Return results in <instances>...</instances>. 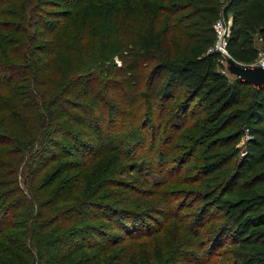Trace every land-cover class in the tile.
I'll return each mask as SVG.
<instances>
[{
    "label": "trees",
    "instance_id": "trees-1",
    "mask_svg": "<svg viewBox=\"0 0 264 264\" xmlns=\"http://www.w3.org/2000/svg\"><path fill=\"white\" fill-rule=\"evenodd\" d=\"M41 1L0 0V234L10 227H20L18 217L25 214L20 211L24 206L22 188H13L21 193L15 200L10 199L13 191H2L4 182L10 183L11 177L18 174L16 168L21 166L17 159V166L7 167L15 164H11L9 156L21 154V161L26 158L22 165L25 188L33 192L39 202L36 215L24 226L25 233L12 239L3 236L0 264H15L8 262L7 254L31 264H59L58 260L65 256L62 250L50 246V251L56 252L52 255L44 242L38 244L45 237H51L50 244H55L54 240L59 238L57 232L66 227L62 241L69 246L67 256L77 247L84 248L81 243L100 247L98 239L85 238L83 234L85 242L77 239L83 226L78 227L76 223L91 218L107 219L115 223L113 229L122 230L118 235L113 234L114 231L99 233L101 240L109 239L108 244L103 242V252L107 251V245L112 248L126 239L131 241L128 252L133 254L130 252L123 257L124 264L140 262L150 256L154 260L163 254H167L171 264L176 256L185 264H217L215 258L220 256L228 257L223 264H264V195L254 193L245 197L241 193L244 188L264 184L261 174L244 180L251 166L261 162L258 156L260 147H264V122L247 123L251 118L264 115L262 110L258 111L262 103L256 100L242 104L246 97L263 96L264 85L257 87L238 77L234 83L229 82L215 68L216 61L224 56L210 50L217 38L213 24L219 18L228 19L231 12L234 24L227 50L236 60L255 61L259 49L253 44L252 36L259 33L264 41V0H156L159 4L147 0L145 15L155 11L156 19L160 17L165 23L161 27L155 19L151 26L142 21L141 9L136 5L138 0H90L91 9L84 11L74 6L82 0H45L44 4H51V9H45ZM57 6L64 7L54 9ZM58 10L62 11L57 13ZM117 32L122 38L116 37ZM42 39H48L45 45L37 44ZM117 49L122 51H114ZM63 50H79L86 65L85 73L71 80L70 90L82 100L77 103L81 108L77 114L68 111V106L74 104L72 98L67 97L69 90L64 92V99L55 94L57 99L51 107V62L37 67L39 54L54 56ZM201 51L203 53L199 54ZM110 54L118 55L122 64L115 63L116 68L110 70L93 67L97 60H106ZM146 66L148 70H144ZM32 68L36 72L34 77L33 71H29ZM57 71L62 76L66 74L58 67ZM125 71H130L131 76H125ZM118 76L126 77L124 82L128 83L136 76L137 81L132 80L133 85L125 87ZM102 81L118 89L129 108L133 101L136 112L146 110L131 114L112 98L106 99L102 92L95 91L96 83L102 85ZM79 85L84 89L78 88ZM31 87L36 89L30 90ZM90 91H94V98L88 102L83 94ZM213 107L215 110L211 111ZM255 107H258L256 111ZM59 113L71 116L78 125L95 127L98 143L77 139L74 142L80 153L77 157L65 147L63 153L51 150L60 143L52 136V129H60L69 139L76 136L67 127L53 125ZM93 114H97L101 122L106 121V125L99 124ZM244 125L254 139L250 160V149L243 157L237 155L236 142ZM187 128L186 135L182 134ZM131 131L143 135L131 137ZM176 139L179 141L175 142ZM103 148L118 153L122 160L133 162L135 178L151 185L158 198L156 206L137 209L102 203L103 196L99 194L108 186L110 172H115L102 171V178L106 179L100 182L104 185L94 182L92 186L86 184L91 180L83 172L86 163L98 158ZM175 152H180L178 158L166 157ZM196 152H199L194 158L198 160V171L187 179L181 177L180 173L188 169ZM55 160L60 161L56 169L37 181ZM70 170L82 172L79 180L74 183L73 179L65 178L58 184L60 172ZM116 183L139 193L142 191L118 178ZM178 184H189L191 188L176 189ZM235 187L240 189L238 198L222 199ZM31 192L29 198H33ZM72 199L79 200L73 203L77 208L59 207ZM173 219L179 220L177 225ZM216 219L219 223L213 227L214 233H205ZM169 222L173 225L167 229V238L182 226L170 240L171 256L163 246L167 243L162 241L158 244L151 241L143 247L146 238L162 234ZM185 234L187 237H183ZM28 238L40 246L41 263H37L35 253L25 248L23 243H29ZM7 243L11 247H6ZM134 243L137 244L135 250ZM226 246L232 248L228 250Z\"/></svg>",
    "mask_w": 264,
    "mask_h": 264
},
{
    "label": "rangeland",
    "instance_id": "rangeland-1",
    "mask_svg": "<svg viewBox=\"0 0 264 264\" xmlns=\"http://www.w3.org/2000/svg\"><path fill=\"white\" fill-rule=\"evenodd\" d=\"M44 1L45 0H42L41 3H42V5L45 6L46 4H44ZM89 1L90 0H82L81 4L80 3L78 5L75 4L74 6L81 8L83 11L87 8L91 9L89 7ZM221 1L223 2L225 0H221ZM153 3L159 4L160 2H157L155 0V1H153ZM136 5L139 9H141L140 10V12H141L140 17H141L143 22H146V25L151 26L152 22H154V19H155V23L158 21V23H159L158 27L165 25L162 18L158 17L156 19L157 16L155 15V11L153 12V14L145 15L144 9L148 8V1L147 0H138L136 2ZM9 7H11V6L9 5ZM45 7H46L45 9H51L52 6H51V4H49V5H46ZM62 7H64V6H57L54 9H61ZM60 11H62V10H58L56 12L58 13ZM65 16L66 15L64 14V17ZM64 17H63V21H64ZM73 18H75V15H73ZM118 20H119V22L122 23V21H121L122 17H119ZM229 21H231V27H233L234 21H233V16H232L231 12L229 13ZM228 22L224 23L225 28H226L227 24H230V22L229 23ZM117 33L118 34L116 37L122 38V34L119 32H117ZM252 38H253V44L259 49L258 57L259 56L261 57V55H264V41L261 38L259 33H255L252 36ZM227 39H228V37H227ZM47 41H48V39H42L41 42H37V44H39V45L44 44L45 45V43ZM127 42L129 43V41H127ZM217 46H218V48H222V42H218ZM131 47H133V46L132 45L128 46V48H131ZM215 48H216V44H215ZM65 49H67V48H65ZM122 49L121 50L117 49L114 51L120 52V51H122ZM202 53L203 52L201 51L199 54H202ZM37 54L38 53H35V55H37ZM38 58L40 59V61L39 60L37 61V67H41V66L44 67L45 65H48L51 62L50 70L52 71V68H53L51 82H50L51 92H52L51 98L53 99V100H51V107H52V104L54 103V100L57 99L54 96L55 94H57L60 98L64 99V97H65L64 92L69 90L70 93L68 94L67 97L72 98V101L74 102V104H70L68 106V109H69L68 111L76 113V114L81 112V110H80L81 108L77 107V103L79 101L82 102V100L78 96V93H77L78 97L74 96L73 91L70 90V88H71L70 86H72V83H73L71 80H75L80 74H82L83 72L85 73V71H83L85 66H86L84 64V62H85L84 59H82L83 53L80 52L79 50L72 51V52L69 50H63V51L57 52L54 56L50 55V54H39ZM237 61L239 63H245L248 65H256L255 64L256 61H253V62H243L240 60H237ZM122 62H123V60H121L120 57H118V55L114 56V54H110L106 60H102V59L97 60L96 63H94L93 67L95 69H98V70L101 68L110 70L111 67L116 68V66H117L116 64L121 65ZM53 66H55V67H53ZM81 66H84V67H81ZM89 66H90V64L87 65V67H89ZM34 67H35V65H34ZM57 67L59 69H61L63 71V73L65 72L66 74L64 76H62V74H60L59 71H57ZM146 67H144V70H148V67L147 68ZM215 68L219 73L224 75L228 79L229 82L234 83L235 80L237 79V75L232 73L229 70L228 63H227V60L225 58L217 60L215 63ZM64 69H66V70H64ZM33 70H34V68L29 69V71H33ZM44 71H46V70H42V71L38 70V72H44ZM30 74H31V72H30ZM34 75H36L35 71H33V77H34ZM39 75H41V74H39ZM124 75L130 77L131 72L125 71ZM116 78L121 79L120 81H123V82H124V79H126V77H124V76H118ZM132 80L136 82L137 81L136 76L132 77ZM132 80L130 79L131 83H128L127 81H125L124 86L129 87L128 84H130V86L133 85L134 82H132ZM102 85L105 86L106 88H104ZM102 85L96 83L95 91L102 92L104 94V96L106 97V99L110 100L112 98L114 102H116L119 106H122V108L124 110L126 109L128 113H131V114L134 113L135 104L133 103V101H131L132 104H130L132 107L129 108L128 104L124 101V99L122 98L118 89H112V86L108 87L105 81L104 82L102 81ZM78 88L84 89L83 87H81V85H79ZM33 89H36V87H31L30 90H33ZM60 89H63V90H60ZM77 89H75V90H77ZM24 92H25V89H24ZM26 92H28V89H26ZM83 95L85 96L84 98L87 99L88 102H90L94 98V91H90V93L85 92V94H83ZM180 98H181V95H180ZM201 98H202V95L199 96V99H201ZM256 100L260 101V103H262V106H260L259 108L255 107V108H253V110L256 111V109L258 108V111L261 112V110H262V113L264 114V112H263L264 95L261 97H258V98H256V97L252 98L251 96L246 97V98H244V102L242 104L248 105L251 103V101H256ZM58 102L60 103L61 99L58 100ZM95 102H97L96 99H95ZM207 108H209V107H207ZM143 110H146V109L143 108ZM143 110L138 109V111L137 112L135 111V113L140 114ZM213 110H215L214 107L211 109V111H213ZM93 116L98 119L99 124H101L103 126L106 125V121L101 122V120H99L97 114H93ZM259 121L264 122V115L261 118H251L247 124L248 125H257L258 123H260ZM53 125H56L58 127H62L63 129L65 127H67L69 132L72 131L76 135L74 138L69 139L64 134V132L61 131L60 129H58V128L52 129V136L54 138H56V141L60 142V143H58V145L55 146V148L51 149V150H55L56 153L65 152V150H64V147H65V149L66 148L69 149L67 151H70L72 156L77 157V155H80V153L78 152V149L76 147H74V142H76L77 139H78V141L83 139V141H87L88 143L89 142L98 143L99 138H98V136H96L98 133V130L95 127L92 128L90 126H84L81 124L78 125L73 121V118L69 115H62L59 113V116L56 119V121L53 122ZM150 126L151 125H149V127ZM246 126L247 125H244L242 133L240 134L239 139L236 142V148H238V150H239L238 151L239 154H237L239 157H242L243 151H247V154H248L249 149H250V153L248 155L249 160H250V158L254 152V147H253L254 143L252 142V140H254V139L253 138L252 139H246L245 135H246V130L248 128ZM149 131H151V129H149ZM187 131H188V128L186 130H184L182 132V134L186 135L185 133ZM146 132H148V131H146ZM131 133L133 134L131 137H134V136L139 137V135H143L142 133H134L133 131H131ZM144 133H145V131H144ZM178 141H179L178 139L175 140V142H178ZM243 149H245V150H243ZM177 151H180V150H177ZM179 153L180 152H175L173 154H169V156H166V157H169L170 159H172V157L178 158L180 156ZM198 153L196 152L193 154L191 164L187 166L188 169H185L184 172L180 173L181 177H186V179H187L188 177L194 175L196 173V171H198L196 169V167H199L198 166L199 165L198 160L194 159L196 156L199 155ZM1 154H2V152L0 153V155ZM238 156H237L236 160H238V158H239ZM258 157L261 159L260 160L261 162H259V164L258 163L253 164V166H251V170L247 172V176H246V178H244V180H246L247 178H249L253 175H256V174H259V175L261 174V178L264 179V147H260V153H259ZM17 159H20V163H21V166H18V168H16L17 169L16 171H18V174H15L11 177L12 180L10 181V183L4 182L5 185L2 187V191H7V192L13 191L12 195L10 196V199L15 200V199H18L19 196H21V193L19 194V192H15L13 188H18V187L22 188L23 195H24L22 200H23L24 206L23 207L21 206L20 211L25 213L24 215H26V218L24 217V215H20L18 217V219H19L18 223L21 224L20 227H17V228H11L10 227L5 232L0 234V242H2V243H5L3 241V236H5V235H7L8 238L12 239V238H16V237L19 238V235L21 234V232L25 233L26 230H25L24 226L27 223L28 224L31 223V217L35 216L36 215L35 213L38 211L37 205L39 202H38L37 198H35L33 196V192H31V191H29V192H31L33 198H29V192L25 188L26 185H25V181L23 178L24 170H23L22 165H24L26 158L24 159V161H21V154H19V156H14V155L9 156V160H10L11 164H12V162H14L15 164L8 165L7 167L17 166L16 165ZM35 162H37V161L35 160ZM59 163H60V161H57V160L52 161L49 164L48 168H46L44 171H42V174L40 175V177L38 178L37 181L42 180L44 177L45 178L48 177V175H50L51 172L54 169H56V167L59 165ZM131 163H133L131 160H127V161L122 160V158L118 155V153L111 151V150L107 151V149L103 148L102 150H99L98 158H96L95 160H91V162L86 163L83 174L87 173V175L90 177L89 179L91 180V181H86V184L88 186H92V185H94V182H95V184L104 185V182L103 183L100 182L101 180L103 181L104 179H106V178H104V179L102 178V175H103V174L101 175L102 171L105 170V172L109 173L110 171L113 170L115 172V174H112L110 172V174H111L110 177L112 178V180H110L111 178H108L109 179V181H107L108 186L102 190L101 194H99V195L103 196V198L101 199V200H103L102 203H105V204L117 203V205H119V206L122 205V206H127V207H135L137 209L139 208V206L142 208H144V207L147 208L150 206H156L158 198L155 196V193L152 192V189L150 188L151 185L147 182H144L141 178H139L137 176L136 177L138 179L135 178V172L132 170ZM95 165H96V167H95ZM13 168L14 167H11V169H13ZM241 169L243 170L244 167H242ZM9 170H10V168H9ZM60 173H61L60 174L61 176L58 179V184L63 183L65 181V178H68L69 180L73 179L74 183H76L79 180L80 176L82 175V172H79L78 170H70V171L60 172ZM120 173H123V174L121 175ZM116 177L119 180L124 181L125 183H133L138 189L142 190L141 193L137 192V190H135V189H129V188H126L125 186H120V185H118V183H116V185H115V181L117 179ZM49 182H47L46 184H48ZM72 184H73V182H71V185ZM175 187H176V189H184V190L191 188V186L189 184H178ZM54 188H55V186H53L52 189H54ZM241 193L245 197H250L254 193L264 195V184H258L255 186L244 188V189H242ZM241 193H240V189L235 187V189L231 193L223 195L222 199H224V200L236 199L239 197V195H241ZM78 201H79L78 199H72L69 201H65L64 204H59V207L63 206L64 210H67L68 209L67 207H69L71 210H73L74 208H77V206H75L73 203L78 202ZM65 205H67V206L64 207ZM195 209L196 208H194L192 210V212H194ZM189 211H191V210H189ZM18 219H17V221H18ZM217 221H219V219H216L213 222H211L210 228L205 230V233H209V232L211 234L214 233L213 227H216L218 225L219 222H217ZM172 222H175V225H177L178 224L177 222H179V220H174ZM172 222L168 223L166 228L163 230L164 232L163 233L161 232L162 234H160L158 232L159 233L158 235H155L152 238H146V241H145L143 247L147 246V243L151 242V241L153 243H156V244H158L159 241H162V243H164V242L167 243L163 246L167 250L168 256H171V254L169 252L170 240H172L174 232H179L180 227H182V226H180L177 230H175L167 238V229L171 225H173ZM154 223H155V220H154ZM76 224L78 225V227L83 226V229L80 231V233L78 234V237H77V239L79 241L85 242V238H88V237H89V239H95V240L98 239L99 240L98 244H101L100 247L90 246L87 242H85V244L81 243V247H84V248L78 249V247H77L72 252V254L70 256H67V254H68L67 251H69V246H68V244H64V241H62L65 237L64 232H66L67 227L60 229L57 232L56 236H57V238L58 237L59 238L57 240H54L56 242L55 244H52V245L50 244L51 240H52L51 237H45L42 239V242L38 245H42V243L44 242V244L46 246H49V248H46V249H48V251L52 255H55L56 252H51L50 246L55 248L57 251L62 250L61 253H65V256L58 260L59 264H124L122 261L123 257L125 255L129 254L130 252H131V255L133 254L132 251L128 252V249L131 248L129 246L131 241L127 240V239L125 241L117 244V246H113L112 248L111 247L109 248V245H107L108 249L105 248V249H107V251L103 252V250H104V249H102V247L104 245L103 242L108 244L109 239L107 237L106 239L101 240L102 236L99 233L101 231L102 232L114 231L113 234H116V235L122 233V230H120L119 228L113 229L112 226L115 223H111L107 219L95 220V219L91 218L89 221H88V219L80 220ZM91 226H94V227L90 228ZM17 231H19V233ZM82 234L86 235L85 238H83ZM183 237H187V235L185 234ZM27 241L31 244L23 243L25 248L30 249L32 254L35 253V255L37 257V260H36L37 263H41V260L39 259V255H40L39 248H40V246H36L37 241L32 243L30 238H28ZM197 241L198 240H193V242H197ZM7 246L11 247L10 244H8V243L6 244V247ZM226 247H227L226 249H228V250L230 248H232V247H228V246H226ZM134 248H137V244H135V246L133 247V250H135ZM246 249L250 250L251 248H246ZM47 257H49L48 254H47ZM6 258L8 259V262H14L15 264H31V261L26 262L25 260H15L12 257H10L9 254L6 255ZM31 258H33V257H31ZM227 258L228 257L220 256V257L215 258V261L217 262V264H223ZM212 261H214V260H212ZM174 263L175 264H185V263L179 262L177 259V256L174 258ZM50 264H57V263H50ZM130 264H171V261H170V258H167V254H166V256H164V254H163V255L156 257L154 260L150 256V257L146 258L145 260H141L140 262H136V263L132 262Z\"/></svg>",
    "mask_w": 264,
    "mask_h": 264
},
{
    "label": "water",
    "instance_id": "water-1",
    "mask_svg": "<svg viewBox=\"0 0 264 264\" xmlns=\"http://www.w3.org/2000/svg\"><path fill=\"white\" fill-rule=\"evenodd\" d=\"M226 60L229 70L236 74L239 79L247 81L257 87L264 85V66H251L245 63H239L231 55H228Z\"/></svg>",
    "mask_w": 264,
    "mask_h": 264
},
{
    "label": "built area",
    "instance_id": "built-area-1",
    "mask_svg": "<svg viewBox=\"0 0 264 264\" xmlns=\"http://www.w3.org/2000/svg\"><path fill=\"white\" fill-rule=\"evenodd\" d=\"M228 21H229V18L228 19L219 18L213 24V27L217 33V38L215 41L216 48H215V44H214L212 49H210L211 51L215 50V51L221 52L225 59L228 55H230V53L227 50V40H228L227 37L229 38V36L231 34V30H232L231 21H229L230 24L226 25V28L224 27V23L228 22ZM218 42H222V48H218V46H217ZM255 61H256V63H255L256 65L264 66V55H261V57L259 56ZM245 136H246V139H252L253 138V135L250 134L249 128H247ZM243 150H245V149H243ZM246 154H247V151H243L242 157L245 156Z\"/></svg>",
    "mask_w": 264,
    "mask_h": 264
}]
</instances>
